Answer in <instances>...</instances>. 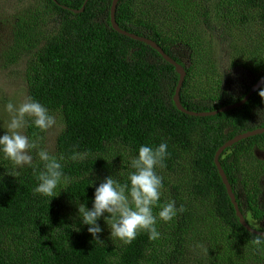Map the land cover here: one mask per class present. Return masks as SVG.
<instances>
[{
  "label": "trees",
  "instance_id": "1",
  "mask_svg": "<svg viewBox=\"0 0 264 264\" xmlns=\"http://www.w3.org/2000/svg\"><path fill=\"white\" fill-rule=\"evenodd\" d=\"M161 1L150 9L142 1L120 0L119 26L155 40L184 66L181 102L187 109L213 111L241 101L264 76V0H222L215 7L205 0L201 6L199 20L211 25L219 41L233 39L228 55L238 71L228 82L212 49L180 27V14L195 9V0H168L169 8ZM84 2L41 0L14 13L1 36L3 67L26 58L28 97L61 122L54 150L44 144L48 131L29 126L27 135L42 138L40 146L57 156H69L73 146L88 155L65 163L69 182L51 201L33 194L37 173L8 175L12 166L0 157V264H264V244L255 245L256 233L241 224L215 163L226 141L264 127L256 115L264 107L259 89L230 111L186 114L174 101L180 79L175 66L149 44L113 28V0H89L76 12ZM246 30L244 40L239 34ZM162 141L170 156L166 167L157 169L164 183L159 203L172 199L184 211L171 222H158L160 239L150 241L141 233L130 245L114 244L103 220V243L93 240L86 226L75 231L76 203L91 207L95 189L89 185L98 186L109 175L125 183L130 157L141 145ZM262 150L264 133L228 147L220 162L246 220L264 231ZM197 237L198 243L192 242Z\"/></svg>",
  "mask_w": 264,
  "mask_h": 264
},
{
  "label": "clouds",
  "instance_id": "2",
  "mask_svg": "<svg viewBox=\"0 0 264 264\" xmlns=\"http://www.w3.org/2000/svg\"><path fill=\"white\" fill-rule=\"evenodd\" d=\"M222 69L230 73L231 63L222 62L219 65L223 76ZM258 95L261 104H264V85L259 88ZM3 111L9 119L6 128H0L3 130L0 134V157L12 166L6 174L17 177L22 171L31 169L37 173L33 194L49 197L51 201L60 194L57 189H62L69 182L64 172L65 163L83 161L88 155L87 151H79L78 146H73L69 156H57L40 146L38 140L42 138L32 140L26 134V129L33 126L42 133L47 132L57 125L58 114L50 112L31 97L19 105L9 100ZM256 115L258 124H264V107L257 108ZM169 156L167 141L158 145H141L138 153L130 157V170L125 183H120L112 175L105 177L98 186L93 181L89 185L95 189L91 207L87 203H76L73 229L79 232L86 226L92 239L103 243L101 235L105 229L99 223L103 220L108 229V240L114 244L130 245L141 233H146L150 241L160 239L158 222H171L184 211L183 206L177 208L176 201L172 199L162 205L159 203L164 183L157 169L166 167ZM157 207L159 211L154 214L153 209ZM251 228L260 229V226L256 223ZM259 233L254 235L253 241L257 246L264 244V231L260 230Z\"/></svg>",
  "mask_w": 264,
  "mask_h": 264
},
{
  "label": "rangeland",
  "instance_id": "3",
  "mask_svg": "<svg viewBox=\"0 0 264 264\" xmlns=\"http://www.w3.org/2000/svg\"><path fill=\"white\" fill-rule=\"evenodd\" d=\"M141 1L144 2L146 8L150 9L153 8V5L158 4L157 0H138L139 5H142ZM209 1L211 7H215L216 5L220 4L222 0ZM161 2L163 4L160 5L169 8L170 3L168 2V0H162ZM40 3L41 0H0V48L3 45L1 36L9 31L10 26L8 24V21H10V18L13 16V14L17 11H21L29 7L38 6L40 5ZM194 3H197V6L195 9H191L189 14H180V18L178 21L181 22L180 27L192 32L197 38L201 39L202 43L205 46H209V48L212 49L214 53L213 57L218 61V67L222 62H224L225 64L227 62L231 63L232 70L230 73L222 69L224 73V82H228L233 78L238 67L232 64L231 59L228 55L230 53V44L233 39L231 38L229 40L219 41L218 35L215 33V30L211 27V25H206L204 22H201V20H203V15H201L203 9L201 8V6L205 5V0H195ZM199 18L201 20H199ZM248 32L249 30H246L247 34L239 35H241L245 40ZM204 40H206V42ZM26 61L27 59L24 58L19 64H14L13 66L9 64L5 68L3 67V64L6 62H0V124L2 125V128H6V123L9 119L8 114L3 111L4 105L9 100H12L14 103L19 105L28 97V83L24 69ZM246 71L247 69H245V72ZM60 131L61 122L60 120H58L57 125L48 130L47 139L44 141L45 146L48 147L49 150H54V143L56 142L57 135ZM258 156L264 158V150L258 151ZM198 239H200V237L192 239V242L198 243ZM194 248L195 246L191 247L192 250ZM189 253L194 256L192 252ZM189 260L190 262H192L193 259L191 260L189 258Z\"/></svg>",
  "mask_w": 264,
  "mask_h": 264
},
{
  "label": "water",
  "instance_id": "4",
  "mask_svg": "<svg viewBox=\"0 0 264 264\" xmlns=\"http://www.w3.org/2000/svg\"><path fill=\"white\" fill-rule=\"evenodd\" d=\"M88 1L89 0H85L83 7L80 10H75V11L76 12L83 11L85 6H86V3ZM119 1L120 0H113L112 7H111V23H112L113 28L116 31H118L119 33H121V34L127 35V36H129V37H131L133 39H136V40H139V41H142V42H145V43L149 44L150 46H152L153 48L158 50L168 62H170L171 64H173L175 66L176 71L180 75V79H179V82H178V85H177V88H176V92H175V95H174V101H175V104L178 107V109H180L182 112H184L186 114H189V115H193V116H212V115H216V114H218L220 112L230 111L232 109L238 108V107L242 106L243 104H245L249 100V98L252 96V94H254L264 84V76H262L252 86V88L250 89L249 93L241 101L222 106L219 109H216L214 111L197 112V111H193V110L187 109L186 107L183 106V104L181 102V90H182L184 81L186 79V74H187L184 66L181 63L177 62L175 59H173L155 40H153V39H151L149 37L140 36V35H137L135 33H131L129 31H127V30L122 29L119 26V24L117 22V19H116V10H117V6H118ZM263 133H264V127H259V128L254 129V130L245 131L243 133L237 134L233 138H231L228 141H226L223 145H221L219 147V149L217 150L216 154H215L216 166H217V168L219 170V173H220V175H221V177L223 179V182L225 183V185L227 187V191L229 193V196L231 198L232 203L235 206V209H236V212H237V215H238V217L240 219L241 224L243 226H245L248 230H250L251 232L256 233V234H260L259 233L260 230L259 229H252L251 228L252 225H250L248 223V221L246 220L244 214L240 210L236 195H235V193H234V191L232 189V186H231V184H230V182L228 180V177H227V175H226V173H225V171H224V169H223V167L221 165L220 156L222 155V153L228 147H231L235 143H237V142H239V141H241L243 139L249 138L251 136H255V135L263 134Z\"/></svg>",
  "mask_w": 264,
  "mask_h": 264
}]
</instances>
